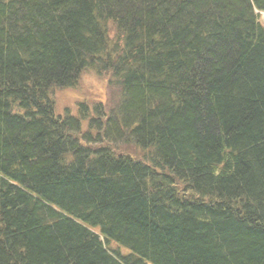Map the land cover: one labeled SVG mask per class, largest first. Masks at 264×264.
I'll use <instances>...</instances> for the list:
<instances>
[{"label":"trees","instance_id":"trees-1","mask_svg":"<svg viewBox=\"0 0 264 264\" xmlns=\"http://www.w3.org/2000/svg\"><path fill=\"white\" fill-rule=\"evenodd\" d=\"M260 12L0 0V264H264ZM84 71L117 96L82 141L54 93Z\"/></svg>","mask_w":264,"mask_h":264},{"label":"rangeland","instance_id":"rangeland-1","mask_svg":"<svg viewBox=\"0 0 264 264\" xmlns=\"http://www.w3.org/2000/svg\"><path fill=\"white\" fill-rule=\"evenodd\" d=\"M259 15L264 24V12ZM109 79L106 74L84 71L75 85L54 93L56 115L67 119L76 127L75 134L79 140L84 141L82 135H94L99 125L97 120L102 117L101 105L108 106L110 101L116 100L117 94L107 84Z\"/></svg>","mask_w":264,"mask_h":264}]
</instances>
